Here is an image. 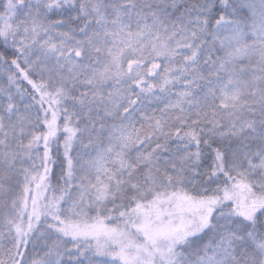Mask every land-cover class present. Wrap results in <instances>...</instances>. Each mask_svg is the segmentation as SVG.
Instances as JSON below:
<instances>
[{"label":"snow or ice","instance_id":"obj_1","mask_svg":"<svg viewBox=\"0 0 264 264\" xmlns=\"http://www.w3.org/2000/svg\"><path fill=\"white\" fill-rule=\"evenodd\" d=\"M0 264H264V0H0Z\"/></svg>","mask_w":264,"mask_h":264}]
</instances>
